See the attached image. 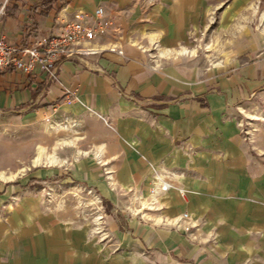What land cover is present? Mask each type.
Returning a JSON list of instances; mask_svg holds the SVG:
<instances>
[{
  "label": "crops",
  "instance_id": "1",
  "mask_svg": "<svg viewBox=\"0 0 264 264\" xmlns=\"http://www.w3.org/2000/svg\"><path fill=\"white\" fill-rule=\"evenodd\" d=\"M223 1L4 0L0 33L17 46L61 33L78 12L92 19L99 6L114 25L77 43L87 54L64 60L55 75L0 71V113L71 124L93 140L90 177L98 192L112 195L106 202L132 195L129 208L143 216L157 211L158 225H177L180 210L188 209L204 221L194 233L204 240L215 236L221 253L231 250L233 257L239 200L264 212V121L250 122L248 142L238 116L245 109L238 103L264 95V0H234L235 9L224 12L239 20L233 33L245 36L225 38L209 68L206 57L194 56L191 37L206 26L209 4ZM251 16H262L263 24L240 21ZM241 49L249 53L243 64ZM241 182L255 192L242 193ZM176 189L188 191V200ZM242 219L247 226L248 216ZM258 219L264 226V213ZM139 226L134 219L130 228L143 239L147 231ZM168 240L175 254L185 252L181 262L194 263L197 245L177 231Z\"/></svg>",
  "mask_w": 264,
  "mask_h": 264
},
{
  "label": "rangeland",
  "instance_id": "2",
  "mask_svg": "<svg viewBox=\"0 0 264 264\" xmlns=\"http://www.w3.org/2000/svg\"><path fill=\"white\" fill-rule=\"evenodd\" d=\"M153 1L157 2L147 3ZM233 3L238 4L234 0L216 7L209 4L206 26L192 33L194 56L206 57L209 68L222 55L219 46L225 38L245 36L233 33L236 18L224 14L235 9ZM260 5L264 7V1ZM262 16L240 21L259 27ZM239 53V64L249 61L248 51ZM241 104L245 106L238 115L241 136L250 142V122L264 121V95ZM92 141L71 124L60 126L39 115L30 119L22 113H0V264H203L207 259L212 264H264V226L258 219L264 212L258 204L253 207L251 201L239 200L242 222L238 236H233L237 249L233 247V257L231 250L223 254L215 236L204 240L194 233L204 221L188 209L180 210L177 225H158L157 211L143 216L129 208L132 195L117 194L106 202L107 195L97 191L90 177L95 168ZM240 185L245 187L243 182ZM252 188L241 191L253 193ZM176 191L183 201L188 200V191ZM245 215L250 219L247 226L243 225ZM134 219L147 231L143 239L130 228ZM192 222H198L197 226ZM172 231L197 245L194 263L181 262L184 251L173 252L168 240Z\"/></svg>",
  "mask_w": 264,
  "mask_h": 264
},
{
  "label": "built area",
  "instance_id": "3",
  "mask_svg": "<svg viewBox=\"0 0 264 264\" xmlns=\"http://www.w3.org/2000/svg\"><path fill=\"white\" fill-rule=\"evenodd\" d=\"M113 25V19L99 6L95 9L92 19L85 13L78 12L61 33L31 44H11L7 37L0 33V71L12 69L33 75L41 70L55 75L57 65L64 60L87 54L76 50L77 43L102 36ZM168 188L169 185L163 187L164 190Z\"/></svg>",
  "mask_w": 264,
  "mask_h": 264
},
{
  "label": "bare ground",
  "instance_id": "4",
  "mask_svg": "<svg viewBox=\"0 0 264 264\" xmlns=\"http://www.w3.org/2000/svg\"><path fill=\"white\" fill-rule=\"evenodd\" d=\"M40 151H41V150H40ZM39 153H41V152H39ZM39 159H40V158L37 159V162L39 161ZM49 159H50V158H49ZM50 161H52V160H50ZM53 163H54V162H53ZM2 174H3V173H2Z\"/></svg>",
  "mask_w": 264,
  "mask_h": 264
}]
</instances>
